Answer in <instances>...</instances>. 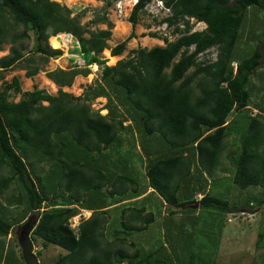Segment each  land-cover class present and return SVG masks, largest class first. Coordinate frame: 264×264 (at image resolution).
Listing matches in <instances>:
<instances>
[{
	"label": "trees",
	"instance_id": "1",
	"mask_svg": "<svg viewBox=\"0 0 264 264\" xmlns=\"http://www.w3.org/2000/svg\"><path fill=\"white\" fill-rule=\"evenodd\" d=\"M160 1L170 11L161 23L179 36L174 41L163 38L164 47L132 50L129 58L109 67L98 57L108 48L113 28L105 16L90 23L106 24L107 29L92 31L81 24V15L70 17L71 10L54 0H0V52L2 44L11 45L9 54L0 58V264H24L21 255H14L17 239L8 236L33 214L37 220L32 242L66 252L53 264H208L202 249L195 254L194 229L201 213L188 220L190 231L181 223L173 239H167L173 262L161 253L162 245L154 251L137 245L132 254L116 248L133 232L142 233L155 223L152 210L124 206L114 222H108V210L110 200L139 193L143 177L152 193L176 209L168 211L169 216L194 212L182 209L188 205L222 215L241 211L206 191L235 127L238 149L232 156V182L240 190L264 191V123L240 114L228 121L232 112L247 107L248 78L260 66L258 47L247 58L236 52L252 13L264 11V0ZM150 2L137 0L132 7L127 20L132 30ZM191 19L205 28L191 32ZM59 34L76 39L86 66L47 72L57 95L36 87L21 92L15 76L4 82L2 71L18 67L32 78L49 59L59 58L62 51L48 45V39L54 43ZM31 35L35 44L24 52L21 42ZM132 37L133 31L110 48V55H122ZM210 49L216 59L206 54L199 60L198 55ZM94 64L103 67L92 87L79 97L62 91L77 76L89 75L86 67ZM18 94V102L11 101ZM100 97L106 99L105 115L89 105ZM9 189L13 192L7 196ZM5 205L19 212L13 217ZM80 211L91 216L73 228L71 220ZM171 225L172 220L164 232L168 236Z\"/></svg>",
	"mask_w": 264,
	"mask_h": 264
},
{
	"label": "rangeland",
	"instance_id": "2",
	"mask_svg": "<svg viewBox=\"0 0 264 264\" xmlns=\"http://www.w3.org/2000/svg\"><path fill=\"white\" fill-rule=\"evenodd\" d=\"M62 6H66L71 10L70 17L81 15V24H88L89 29L92 31L104 30L107 29L106 24L90 22L97 17L105 16L112 24L113 28L110 30L111 37L107 41L108 54L110 55V48L114 47L116 44L124 42L128 36L133 31V36L126 42L125 50L122 55L114 57L113 59H107L103 52L98 55L101 60H105L106 66H115L118 61L126 60L130 57V52L136 50L137 48H147L151 49L155 46H164L163 38L168 39L169 41H174L179 35L173 34V27L168 28L165 24H162V19L168 17L169 13H166L163 10V3L157 2V0H152L150 7L145 9L143 13H140L138 17V23L135 25L132 30L131 24L127 21L131 12V9L134 5L133 0H125L122 3V7L125 6L122 13L119 14L116 7L118 1L120 0H54ZM107 2H110V7H105ZM135 3L137 0L134 1ZM165 8V7H164ZM159 9V10H158ZM263 14V11H261ZM259 14V19H250L249 24H251V29L248 33L251 35L258 33L256 29L264 27V15ZM263 19V21H262ZM191 32L201 31L205 28L203 23L196 22L195 20H190ZM180 29H183V25H179ZM21 27L18 28L20 32ZM156 33L157 38L150 37L151 34ZM58 37V38H56ZM55 38V42H50V37L48 39V45L51 50H61L62 55L56 59H49L48 63L42 67V70L32 78L25 77V70H22L18 67L2 71L1 75L3 80L6 83H10L12 78L15 76L18 78L20 83L21 92L31 91L35 87L37 89L45 90L48 94L57 95L58 87L55 86L48 80L45 76L47 72L53 71L56 68L63 70L71 69L73 66L84 68L86 65L83 63L84 58L77 53L78 42L71 35L59 34ZM24 52L31 50L35 44L33 35L30 36V39L23 40L22 42ZM264 44V39H263ZM248 45V47H247ZM246 46L242 45L239 47L236 55L243 56L247 58L250 56L254 50L258 47L259 43L256 39L251 43H248ZM3 51L0 52V58L7 56L9 54V49L11 45L9 43L2 44ZM192 49V48H191ZM245 50V52H243ZM104 51V50H103ZM215 55L214 49H211L207 56L213 58ZM111 56V55H110ZM102 67L100 65H87L86 68H89L90 74L86 77L78 76L73 82L71 87L62 88V91L67 92L75 97L82 95L83 91L94 85V81L100 79ZM192 69L190 70V72ZM20 95H16L11 99L13 102H18ZM106 104L105 98H97L93 100L89 105L91 110H98L101 115L106 114L107 110L104 108ZM46 105V103H44ZM223 156V155H222ZM226 162L223 166H226ZM46 168V167H43ZM223 182L217 185V188H212L211 194L226 199L232 205H238L241 208V211L236 213H228L222 215L221 212L217 213L218 215L208 212V209H198L196 205H188L182 209L190 208L194 212L186 214H176L174 216H169L168 211L171 210V207H162L159 202L155 200L152 195H147L145 205L148 204L151 206L153 213L155 215V223L149 226V229L142 233L133 232L126 240L124 244H116V248H121L124 253L132 254L137 245H141L144 250L154 251L157 250L161 245L163 248L164 255H169L170 258L175 262L174 254L169 250V245L167 239H173L174 234L177 231V225L185 223L184 228L190 231L192 226L188 224V220L191 217L197 216L196 219V255H198V250L202 249L203 259L207 260L208 264H264V202L261 206L256 204V200H264L263 190L254 189L250 187L245 191L240 190L235 185L232 186V183ZM223 187H219L222 186ZM214 191V192H213ZM13 190L9 189L6 192V195L9 196ZM199 199V198H198ZM126 201L121 205L113 204L109 207V221L114 222V219L117 220L119 215L120 208L124 206H129L134 202ZM250 202L248 207L247 202ZM6 206V205H5ZM10 211V214L15 217L19 212V209L14 207L6 206ZM250 208V209H248ZM34 215V214H33ZM81 216H84L82 219H87L91 216V212L86 214L85 211H80V213L71 220L72 227L76 228L81 220ZM224 216V217H223ZM222 219V220H221ZM172 220L171 234L170 236L166 235L167 225L170 226ZM24 224V223H23ZM21 224V225H23ZM16 226L11 233L10 239H17V236L20 232V228ZM175 228V229H174ZM111 227L108 223L105 231L108 234ZM221 229V230H220ZM220 230V232H219ZM165 232V233H164ZM219 233V234H218ZM262 234L263 238L259 237V234ZM33 253H39V264H53L56 262L59 255L66 254V252L53 245H44L42 241L36 240L33 241ZM131 244H135L132 246ZM17 251V252H16ZM15 252L18 255H21L20 247L17 243V250Z\"/></svg>",
	"mask_w": 264,
	"mask_h": 264
},
{
	"label": "crops",
	"instance_id": "3",
	"mask_svg": "<svg viewBox=\"0 0 264 264\" xmlns=\"http://www.w3.org/2000/svg\"><path fill=\"white\" fill-rule=\"evenodd\" d=\"M254 14L256 15V17H255ZM259 14H262V12H256V13L253 12L251 19L252 18L259 19ZM262 15H264V11H263ZM262 21H263V19H262ZM246 26L247 27H246L245 31L243 32L244 35L240 38V40L238 42V45H239V47H241L242 45L246 46L248 43H251L252 41H254V39H256L258 41V43H259V49H260V51L262 53V58L260 60V66L257 69H255L250 74V76L248 78L246 89H247V91L249 93V100H248L247 107L244 110H242V111H234V112H232V114L230 115L228 121H232V120L235 121L236 116H238V114H240L244 118H246V117L258 118L262 123H264V44H263L264 27L256 29L258 33H256V34L254 33L253 35H251V41H250L249 40V36L250 35H248V33H250L249 31L252 30L251 29V24H249V22H248ZM261 34H262V37H261ZM161 47H164V46H161ZM247 47H248V45H247ZM103 54L107 55V57H108L107 59H113L114 58V57H112V56H110L108 54L107 50H104ZM237 129L238 128L235 127L233 129L232 133L226 138L225 146H224L225 149L223 150V152H222V154L220 156L219 167H218V169H216V171L213 172V179L211 180L212 182L210 183V187H208L206 189V191L209 190V192H211L212 188H214V187L217 188V185H219V184H221L223 182H227L225 180H228L229 183H232L231 187H234L233 186L234 184L232 182L234 167L232 166L231 162H232L233 154L238 149V141H237V139H238L237 134L238 133H237ZM225 162L227 164H226V166H223V164ZM141 179H142L140 181L141 190H140L139 193H137L136 195H133L132 197H130L129 199H126V200L115 198L112 201L110 200V204H112V205L115 204V206L116 205L118 206V205H121L123 202H126L127 200L128 201L135 200L134 202H130V203H132L130 206L139 207L140 205H145V202H147L145 199H146L147 195L149 194V195H152V197L155 200H157V202H159L160 206L162 205V207H164V208L165 207H170V206L166 205L165 203H163L158 198V196L156 194L152 193V190L147 186V182H146V180L143 177ZM219 187H223V185L219 186ZM255 188L262 191V189L259 188V187H254V189ZM247 189H250V187L247 188ZM247 189H245V190H247ZM245 190H242V191H245ZM262 193H264V191ZM196 198L197 199L201 198V195L200 194L197 195ZM261 201H262V204H263L264 200H261ZM150 205L149 204H148V206L145 205L147 210H152ZM171 210H176V209L172 208ZM85 212H86V214H88V211H85ZM215 213L216 212H213L212 214H215ZM10 236H11V234H9L8 239H10ZM16 250H17V247L14 248V251H16ZM16 252H14V255H15L16 258H19L17 256Z\"/></svg>",
	"mask_w": 264,
	"mask_h": 264
},
{
	"label": "water",
	"instance_id": "4",
	"mask_svg": "<svg viewBox=\"0 0 264 264\" xmlns=\"http://www.w3.org/2000/svg\"><path fill=\"white\" fill-rule=\"evenodd\" d=\"M36 220L37 218L34 215H31L25 223L21 225L20 232L17 236V243L20 247L24 264H39L38 258L33 253V243L30 238V235L35 227Z\"/></svg>",
	"mask_w": 264,
	"mask_h": 264
},
{
	"label": "built area",
	"instance_id": "5",
	"mask_svg": "<svg viewBox=\"0 0 264 264\" xmlns=\"http://www.w3.org/2000/svg\"><path fill=\"white\" fill-rule=\"evenodd\" d=\"M123 2H124V0H120V1H118L117 7H116V9H117V11H118L119 14H121L122 11H123V9L125 8V6H123V7L121 6ZM159 3H160V2H159ZM148 7H150V5H147V8H148ZM158 10H159V9H158ZM163 10H164L166 13H169V9L163 7ZM206 54H208V53L204 52V53L199 54V55H198L199 60H202L203 58H205V55H206ZM212 57H213V58H210V59H211V61H214V60L216 59V53H215V55L212 56ZM207 58H209V57L207 56ZM83 63H84V61H83Z\"/></svg>",
	"mask_w": 264,
	"mask_h": 264
},
{
	"label": "clouds",
	"instance_id": "6",
	"mask_svg": "<svg viewBox=\"0 0 264 264\" xmlns=\"http://www.w3.org/2000/svg\"><path fill=\"white\" fill-rule=\"evenodd\" d=\"M124 1H125V0H124ZM134 1H135V0H133V3H134V5H135V2H134ZM157 2H161V1H160V0H157ZM150 4H151V2H150L148 5H150ZM134 5H133V6H134ZM145 9L147 10V6L145 7ZM210 50H211V49H210ZM215 53H216V52H215ZM84 63H85V62H84ZM83 217H84V216H82L81 219H82ZM72 219H74V217H73Z\"/></svg>",
	"mask_w": 264,
	"mask_h": 264
}]
</instances>
